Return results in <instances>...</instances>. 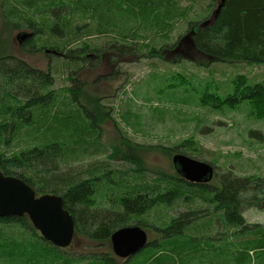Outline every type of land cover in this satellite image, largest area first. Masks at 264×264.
<instances>
[{"label":"trees","instance_id":"16d2710c","mask_svg":"<svg viewBox=\"0 0 264 264\" xmlns=\"http://www.w3.org/2000/svg\"><path fill=\"white\" fill-rule=\"evenodd\" d=\"M181 1L0 0L5 24L12 30L29 31L19 42L21 50L44 53L49 62L42 70L20 57L0 52V146H10L30 129L49 127L59 114L76 118L88 137L95 136L88 125L98 123L99 127L110 115L106 110L99 116V98L86 93L85 83L78 77L81 70L98 67L105 53L115 66L113 71H118L122 58L128 56L164 60V51L173 50L178 40L169 45L159 42L183 20L195 50L209 58L206 65L264 64V0H208L197 9L193 0L188 4ZM45 15L51 20L47 21ZM130 21L135 27L127 28ZM94 36L98 41L92 43L89 39ZM61 71L70 83L65 89L68 98L60 101L61 106H54L58 100L53 87L55 74ZM198 100L213 109L234 108L245 102L255 117L264 118V80L249 81L244 74H236L222 86L206 81ZM91 103L95 104L93 110L89 108ZM117 131L118 144L105 149L99 143L101 148L93 153L85 151H103L106 156L90 159L68 174L57 172L63 160L61 143L40 145L36 137L31 139L36 144L16 152L0 149V170L23 179L38 195H61L64 208L74 219L75 234L100 244H109L116 229L134 224L152 227L159 233V238L148 240L142 250L119 264L150 249L143 264H190L197 259L199 264H213L206 258L212 252L225 264H251L253 260L264 264V225L247 222L243 216L246 208L264 209V176L216 170L213 161L202 158L203 149L196 151L192 139L171 146L144 145L131 142ZM249 132L264 139L261 131ZM148 151L161 152L170 159L174 153H183L207 161L214 166L215 183L185 180L172 160L173 173L151 169L144 160ZM101 195L106 197L105 203L97 200ZM175 205H183L184 209L163 226L143 219L154 207ZM205 219L210 220L211 228H207ZM189 228L196 230L188 234ZM228 243L230 247H226ZM63 250L44 239L27 215L0 217V259L28 251L29 261H40L45 254L59 253L62 264H71V259L64 260L60 255ZM218 250L220 255L216 254ZM86 258L89 264H117L111 252H93ZM73 259L72 264H82L79 258Z\"/></svg>","mask_w":264,"mask_h":264},{"label":"rangeland","instance_id":"374dc122","mask_svg":"<svg viewBox=\"0 0 264 264\" xmlns=\"http://www.w3.org/2000/svg\"><path fill=\"white\" fill-rule=\"evenodd\" d=\"M193 1L197 9L208 0ZM181 3L188 4L189 0H182ZM44 17L47 21L51 20L48 15ZM74 20L83 22V19L79 18ZM135 25L130 21L127 28L135 27ZM28 33L27 29H10L0 13V52L13 54L45 70L49 62L44 53L29 54L20 48L18 35ZM179 35L182 36L178 37ZM102 37L106 41L107 38ZM97 39L98 37L94 36L89 40L94 43L98 41ZM137 40L146 41L139 38ZM177 40V46L173 50L164 51V60L148 57L136 59L128 56L122 58L119 64L120 69L113 71L115 66L110 63L108 53H105L98 67H85L81 70L78 77L85 83L86 93L99 98L101 108L99 116L106 110L110 115V118L102 120L100 130L96 127L98 123L95 126L88 125L95 136L88 137L76 118H65L59 114L57 121H50L49 127L44 125L40 131H36V128L30 129V133L26 136L21 134L10 146H0V149L7 153L16 152L36 144L31 140L34 137L40 145L52 141L60 142L63 160L57 172L68 174L95 157L106 156L103 151L94 154L85 153V151L93 153L100 144L105 149L118 144L120 138L118 128L131 142L144 145L171 146L184 139H192L197 147L196 151L203 149L202 158L213 161L217 167L216 170L231 169L239 175L264 176V139L260 140L249 132L250 129H256L264 134V118L255 117L250 112L248 103L245 102L234 108L213 109L202 105L198 100L206 81L217 82L222 86L236 74H244L249 81L264 80V64L215 62L206 65L209 58L195 50L189 35L186 34L184 20L178 22L170 34L160 40L159 45H169ZM69 85L66 73L61 71L55 74L53 87L57 90L58 100L54 106H59L62 99L68 98L65 89ZM89 108H95V104L91 103ZM79 110L80 114L86 117L82 110ZM78 128L79 130L76 131L75 129ZM189 151L195 153L191 149ZM144 160L151 169L173 173L171 159L161 152L148 151L144 154ZM209 182L215 183L213 178ZM105 199L103 195L97 196V200L103 203ZM183 209V205L157 206L143 215V219H146L148 224L163 226ZM243 216L247 222L264 225V209L246 208ZM215 218L213 217V222L211 221L213 225H215ZM209 221L205 219L207 228H211ZM142 228L146 231L149 240L159 238V233L152 227ZM196 228H189L188 234H193ZM229 245L231 243H228L226 247H230ZM63 249L64 252L60 255L64 260L71 259V264L75 261L73 257L79 258L82 264H89L86 257L93 252H111L117 264L123 261L122 258L114 255L111 243L100 244L84 235L74 234L71 244ZM147 252L134 256L126 264H143L152 250ZM24 254L0 259V264H62L59 253H54L55 256L45 254L40 261L39 258L29 261L28 251ZM216 254L221 253L219 254L218 250ZM213 255V252L207 253V260L211 259L213 264H225L222 262L225 261L222 257L218 256L217 260ZM197 260H191L190 264H199ZM172 262L171 264H174ZM256 263L257 261L253 260L251 264ZM152 264L162 263L154 261Z\"/></svg>","mask_w":264,"mask_h":264},{"label":"water","instance_id":"95a60500","mask_svg":"<svg viewBox=\"0 0 264 264\" xmlns=\"http://www.w3.org/2000/svg\"><path fill=\"white\" fill-rule=\"evenodd\" d=\"M27 35H18L19 42ZM171 160L182 178L189 182L206 183L214 175L215 169L211 163L187 154L174 153ZM15 215H27L40 235L57 247H68L73 240L75 222L71 213L64 208L61 195H38L23 179L5 175L0 170V217ZM110 243L114 255L126 259L147 245V233L138 224L124 226L112 232Z\"/></svg>","mask_w":264,"mask_h":264},{"label":"flooded vegetation","instance_id":"af4514ba","mask_svg":"<svg viewBox=\"0 0 264 264\" xmlns=\"http://www.w3.org/2000/svg\"><path fill=\"white\" fill-rule=\"evenodd\" d=\"M147 240H149V239L147 238Z\"/></svg>","mask_w":264,"mask_h":264}]
</instances>
